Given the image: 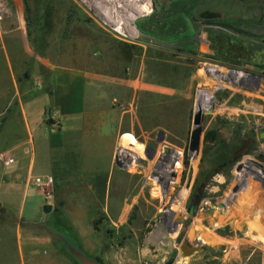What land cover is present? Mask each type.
Wrapping results in <instances>:
<instances>
[{
    "label": "crops",
    "instance_id": "obj_1",
    "mask_svg": "<svg viewBox=\"0 0 264 264\" xmlns=\"http://www.w3.org/2000/svg\"><path fill=\"white\" fill-rule=\"evenodd\" d=\"M6 3L0 153L13 155L14 163H0V209L27 220L39 218L46 204L57 215H128L144 198L152 167L151 159L142 164L139 156L132 163L133 152L146 151L156 129L169 133L171 114H178L174 124L189 114L200 78V70L185 61L192 55L174 53L171 40L153 35L145 22L138 26L140 42L109 38L100 53L89 37L77 45L47 39L40 48L38 1ZM46 174L54 178L50 188L31 185L32 177ZM43 247L38 243L33 257L47 254Z\"/></svg>",
    "mask_w": 264,
    "mask_h": 264
},
{
    "label": "rangeland",
    "instance_id": "obj_2",
    "mask_svg": "<svg viewBox=\"0 0 264 264\" xmlns=\"http://www.w3.org/2000/svg\"><path fill=\"white\" fill-rule=\"evenodd\" d=\"M29 1H38V15L44 20L38 23L40 48L47 47V39L77 45L89 37L100 53L101 48L107 51L103 44L109 38L118 42L74 0ZM144 22L138 21L137 26ZM148 25L144 23V28ZM117 50L121 52V47ZM236 71L229 74L237 78L231 83L200 69L189 114H180L179 124L173 122L178 114H171L170 132L156 129L146 151L133 152L132 163L139 156L142 164L151 159L152 167L142 188L144 198L128 215L42 211L36 220H27L0 209V264H264V140L259 137L264 132V74L259 72V80L253 81L249 76L254 74ZM198 93L200 106L213 108V113L204 114L199 155L192 158L188 143ZM164 147L172 150L166 160L178 161L176 180L168 190L150 178V172L163 175L167 169L162 161ZM241 147L244 154L233 161ZM127 156L122 151V159ZM208 198L225 205H212ZM192 204L194 214L190 215ZM230 208L236 213L229 215ZM186 238L190 243L202 241L203 246L182 257L179 247ZM19 240L20 248L16 247ZM38 243L47 249L40 260L32 251Z\"/></svg>",
    "mask_w": 264,
    "mask_h": 264
},
{
    "label": "flooded vegetation",
    "instance_id": "obj_3",
    "mask_svg": "<svg viewBox=\"0 0 264 264\" xmlns=\"http://www.w3.org/2000/svg\"><path fill=\"white\" fill-rule=\"evenodd\" d=\"M140 1L148 10L138 21L149 24L153 35L171 40L174 53L192 55L185 61L194 68L231 83L237 78L229 74H238L237 69L254 74L249 76L253 81L264 74V0Z\"/></svg>",
    "mask_w": 264,
    "mask_h": 264
},
{
    "label": "built area",
    "instance_id": "obj_4",
    "mask_svg": "<svg viewBox=\"0 0 264 264\" xmlns=\"http://www.w3.org/2000/svg\"><path fill=\"white\" fill-rule=\"evenodd\" d=\"M75 1L83 8L88 16L94 19L95 22L101 24L103 29L111 32L118 40L124 42H138L142 36L137 22L142 14L146 15L148 7L141 4L140 0ZM138 9H140V13H138ZM7 12L8 8L6 1L0 0V21L5 17ZM0 163L4 166L12 165L14 163L13 155L1 152ZM53 183L54 178L49 174L37 175L31 179V185L37 189L50 188Z\"/></svg>",
    "mask_w": 264,
    "mask_h": 264
},
{
    "label": "water",
    "instance_id": "obj_5",
    "mask_svg": "<svg viewBox=\"0 0 264 264\" xmlns=\"http://www.w3.org/2000/svg\"><path fill=\"white\" fill-rule=\"evenodd\" d=\"M213 112V108L205 109L202 108L199 104V100L196 102V106L193 111V118H192V129L190 131V136H189V143H188V154L192 156V158H195L199 155V150L202 142V122H203V117L204 114H211ZM260 139L264 140V132H261L259 135ZM171 148L169 147H164L163 148V155L164 158L162 159L163 162L167 164L165 165L166 171L163 172V175L157 173V172H151L150 173V178L155 179L158 184L161 186L162 189L168 190L170 187V183L174 182L176 180V163L178 162L176 159H173L171 161L166 160V156L171 152ZM155 154V151H153V155ZM211 201L213 205H216L218 207H222L225 204L218 203L214 199H209L208 201ZM193 207L194 205H190V210L189 214L193 215ZM51 206L50 205H44L43 206V211L45 213L50 212ZM203 246L202 241H196L194 243H190L188 239H184L182 243L180 244L179 250L181 253L182 257H189L193 255L194 253L198 252L201 250Z\"/></svg>",
    "mask_w": 264,
    "mask_h": 264
},
{
    "label": "trees",
    "instance_id": "obj_6",
    "mask_svg": "<svg viewBox=\"0 0 264 264\" xmlns=\"http://www.w3.org/2000/svg\"><path fill=\"white\" fill-rule=\"evenodd\" d=\"M216 54V53H215ZM214 54V55H215ZM225 61V60H224ZM243 150H242V147L241 148H239L236 152H235V154L233 155V161H237V160H239V158L241 157V155H243L244 154V152H242ZM215 174V171H213V172H211L206 178H205V180H204V182H203V185L201 186V188L199 189V192H201L202 193V188L206 185V184H208V182L210 181V179L212 178V176ZM209 264V263H208Z\"/></svg>",
    "mask_w": 264,
    "mask_h": 264
},
{
    "label": "bare ground",
    "instance_id": "obj_7",
    "mask_svg": "<svg viewBox=\"0 0 264 264\" xmlns=\"http://www.w3.org/2000/svg\"><path fill=\"white\" fill-rule=\"evenodd\" d=\"M149 9H150V8H149ZM143 10H144V8H143ZM145 10H146V8H145ZM137 11H138V13H140V9H138ZM131 31H133V30H131ZM134 32H135V30H134ZM212 205H213V204H212ZM233 208H234V207H233ZM217 210H219V209H217ZM229 210H230V211H229V215H230V214H234V213H236V211H235L234 209H232V208H230ZM231 210H232V211H231ZM234 211H235V212H234ZM227 212H228V211H227ZM213 214H215V213H213ZM237 220H238V219H237ZM242 223H243V222H242ZM244 223H245V222H244ZM244 223H243V224H244ZM240 226H242V225H241V224H238L237 227L240 228ZM250 226H251V225H250ZM198 229H199V228H198ZM249 229H250V228H249ZM192 234H193V233H192ZM213 241H214V238H211L209 242L212 243Z\"/></svg>",
    "mask_w": 264,
    "mask_h": 264
}]
</instances>
